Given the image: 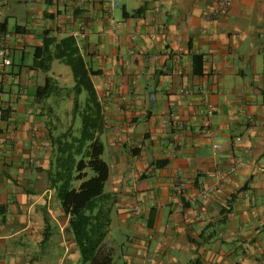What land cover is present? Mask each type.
Returning a JSON list of instances; mask_svg holds the SVG:
<instances>
[{"label": "crops", "instance_id": "obj_1", "mask_svg": "<svg viewBox=\"0 0 264 264\" xmlns=\"http://www.w3.org/2000/svg\"><path fill=\"white\" fill-rule=\"evenodd\" d=\"M211 7L0 0V264H80L48 178L53 137L68 127L57 99L72 103L73 78L57 61L44 73L31 60L43 34L60 40L82 23L89 33L76 42L95 72L114 198L104 246L123 264H264V0H230L214 21ZM46 77L59 98H38ZM207 104L211 115L200 113Z\"/></svg>", "mask_w": 264, "mask_h": 264}, {"label": "trees", "instance_id": "obj_2", "mask_svg": "<svg viewBox=\"0 0 264 264\" xmlns=\"http://www.w3.org/2000/svg\"><path fill=\"white\" fill-rule=\"evenodd\" d=\"M0 25H3L0 31L6 33L8 18L1 19ZM55 61L70 69L73 86L67 97H72V107L70 112L66 110L67 129L53 137L48 178L68 217L67 231L79 253L80 264H114V250L104 246L112 224L114 198L105 192L110 168L103 159L105 146L101 137L105 122L92 81L95 72L87 65L71 35L58 40L43 34L42 45L34 49L32 67L48 73ZM55 89L53 79L46 77L38 98L49 99ZM165 163L157 161L155 166L159 168ZM75 181H80L77 188L73 187Z\"/></svg>", "mask_w": 264, "mask_h": 264}, {"label": "built area", "instance_id": "obj_3", "mask_svg": "<svg viewBox=\"0 0 264 264\" xmlns=\"http://www.w3.org/2000/svg\"><path fill=\"white\" fill-rule=\"evenodd\" d=\"M211 2H212L211 10L206 16V19L209 21L217 20L218 18L226 14L227 10L230 7V0H211ZM110 7L119 8L120 4L118 2H111ZM54 20L57 21L59 24L65 23V22H72L74 20V15L73 14H64V15L57 14ZM119 30H120V24L112 20L111 27L107 31L108 35H111L114 37L117 35ZM88 33H89L88 26L82 23L74 27L70 35L77 40L79 38L87 37ZM0 57L2 58L3 65L9 64L7 50L4 46L0 47ZM0 98H1V95H0ZM213 111H214V107L211 104H207L205 108H200V113L206 112L207 115H211ZM211 138H214L213 135H211ZM239 164H241V162ZM236 169H237L236 166L232 167V172H234ZM175 192L178 196H183L185 192V184L183 182L179 183L175 188ZM131 211L134 215H139L142 212V208L139 205H135L133 206Z\"/></svg>", "mask_w": 264, "mask_h": 264}, {"label": "rangeland", "instance_id": "obj_4", "mask_svg": "<svg viewBox=\"0 0 264 264\" xmlns=\"http://www.w3.org/2000/svg\"><path fill=\"white\" fill-rule=\"evenodd\" d=\"M31 57V55H29L28 56V58L27 59H29ZM32 58V57H31ZM32 61V60H31ZM69 73H71L70 72V70L68 69V68H66V67H64ZM62 79H61V81H63V80H65V78H67V77H63V75H62V77H61ZM73 83V82H72ZM68 91H69V89H67ZM66 90V92H68ZM69 95L70 96H73V93H69ZM58 96V93L57 94H55V93H53V95H52V97L53 98H59V96ZM63 97H67L66 95H64ZM72 98V97H71ZM84 99H85V95L83 94V96L81 97V100L82 101H84ZM66 100H68V99H66ZM65 100V101H66ZM57 102L59 103V105L61 104V107L62 108H65L66 110H69L70 111V109H71V107H72V103H69L68 101H66V102H64V101H61L60 100V98L59 99H57ZM62 102H64V103H62ZM66 117H68V116H66ZM66 117H64V119H63V122L64 123H67L68 124V121H69V118H66ZM77 126H79L80 127V117H78V119H77ZM103 159L105 160V161H107V154L105 153V154H103ZM92 176V173L90 172L89 173V178ZM80 185V181H75L74 183H73V187H75V188H77L78 186ZM117 253V252H116ZM115 253V263L114 264H123L122 263V260L120 259V257H119V255L118 254H116Z\"/></svg>", "mask_w": 264, "mask_h": 264}, {"label": "water", "instance_id": "obj_5", "mask_svg": "<svg viewBox=\"0 0 264 264\" xmlns=\"http://www.w3.org/2000/svg\"><path fill=\"white\" fill-rule=\"evenodd\" d=\"M152 97H154L153 94H152ZM150 104L153 105V99H150ZM150 108H152V106H150Z\"/></svg>", "mask_w": 264, "mask_h": 264}]
</instances>
